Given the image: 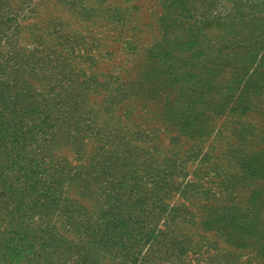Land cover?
Wrapping results in <instances>:
<instances>
[{
    "label": "rangeland",
    "instance_id": "1",
    "mask_svg": "<svg viewBox=\"0 0 264 264\" xmlns=\"http://www.w3.org/2000/svg\"><path fill=\"white\" fill-rule=\"evenodd\" d=\"M166 1L0 0V264L263 262L238 223L232 241L205 220L260 213L219 178L236 165L232 106L204 137L181 133L168 109L183 91L158 96L149 59L166 21L205 34L191 7L222 37L180 72L264 80V0Z\"/></svg>",
    "mask_w": 264,
    "mask_h": 264
},
{
    "label": "trees",
    "instance_id": "2",
    "mask_svg": "<svg viewBox=\"0 0 264 264\" xmlns=\"http://www.w3.org/2000/svg\"><path fill=\"white\" fill-rule=\"evenodd\" d=\"M171 1L165 2L170 4L169 6L164 4L166 10L169 7L173 8ZM174 1L186 4L192 0ZM190 8L187 22L191 21L193 26L198 25L199 28L208 25L205 34L178 28L185 23L164 22L162 25L165 29L164 39L156 44L149 59L152 63L151 73L154 74V79H157L151 82L157 84L158 96L160 93L163 95L169 87L173 90L179 88V92L183 91L182 96L176 92L175 100L178 99V102L168 110L169 119L175 116L179 131L187 136L204 137L209 129L208 123L216 120L214 115L223 116L226 109L232 106L227 116L237 119L238 126L235 129L237 143L232 146L235 149L229 153L228 162H234L236 165L231 173L230 168L221 166L218 169L221 173L219 178H224L223 183H226L225 187L231 197L237 193L247 194L246 200L243 194V200L239 203V205L244 203L245 208H242L244 212L254 214L260 211V216L251 217L250 220L247 218L246 222L241 221L240 216L237 221L232 217V222H227L225 212L219 214L217 208H214V211L205 216V220L212 226L221 224L219 228L221 233L224 229L231 231L234 236L232 241L238 240L234 234L235 230L238 231L242 236L240 240L242 249L252 247L258 254L264 256V245H260V239L264 240V80H245L238 83L237 80H231L235 74H226L224 70L216 71L209 63L203 66L204 70L180 72V54H186L187 61L183 65L187 66V69L191 68L198 57L197 54L204 51L207 44H219L222 37L219 33L208 32L215 25L205 18H200L197 22L195 16L190 14ZM223 191L227 193L225 188ZM235 223L238 224L234 230ZM253 239L258 241L257 245L251 244ZM260 264H264V260Z\"/></svg>",
    "mask_w": 264,
    "mask_h": 264
}]
</instances>
